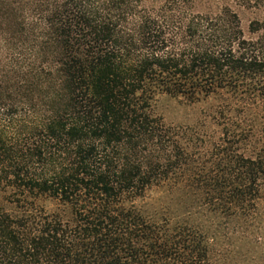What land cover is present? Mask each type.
Instances as JSON below:
<instances>
[{
	"label": "trees",
	"instance_id": "16d2710c",
	"mask_svg": "<svg viewBox=\"0 0 264 264\" xmlns=\"http://www.w3.org/2000/svg\"><path fill=\"white\" fill-rule=\"evenodd\" d=\"M144 1L0 0V264H264V15ZM160 97L217 103L215 154Z\"/></svg>",
	"mask_w": 264,
	"mask_h": 264
},
{
	"label": "rangeland",
	"instance_id": "374dc122",
	"mask_svg": "<svg viewBox=\"0 0 264 264\" xmlns=\"http://www.w3.org/2000/svg\"><path fill=\"white\" fill-rule=\"evenodd\" d=\"M165 0H145L144 5L148 8H157ZM192 4L193 13L214 17L219 15L223 9H229L235 13L240 22V28L246 39L255 38L248 32L249 24L254 20L262 19L264 13L256 10L243 8L236 0H189ZM217 103L207 101L197 105H186L179 101L160 97L155 104L154 113L160 117L165 126L171 127L183 139L188 146V152L196 156L204 154L208 157L215 154L216 146L222 140L223 128L215 121V107ZM203 156V155H202ZM262 194L264 196V182L262 183ZM3 201L0 194V204ZM264 207V198L261 202ZM257 255L259 252H254Z\"/></svg>",
	"mask_w": 264,
	"mask_h": 264
}]
</instances>
